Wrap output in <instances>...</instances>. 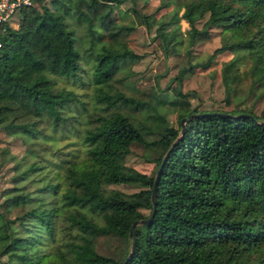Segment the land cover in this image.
<instances>
[{
	"label": "trees",
	"instance_id": "16d2710c",
	"mask_svg": "<svg viewBox=\"0 0 264 264\" xmlns=\"http://www.w3.org/2000/svg\"><path fill=\"white\" fill-rule=\"evenodd\" d=\"M49 2L22 6L17 26L5 21L0 32V128L24 144L12 163L13 192L0 199V264H122L130 249L125 264H264V104L259 113L183 107L181 84L195 63L159 88L167 91L146 97L113 84L141 56L126 40L135 17L163 25L154 36L165 57L182 47L187 53L209 26L220 27L213 53L244 50L220 67L227 95L234 94L243 57L251 73L264 75V0H160L157 8L172 7L158 17L138 0ZM166 106L178 112V126L168 123ZM182 117L154 215L130 237L132 221L152 208L155 172L124 157L133 143L164 145L158 167ZM100 235L122 238L121 252L98 251Z\"/></svg>",
	"mask_w": 264,
	"mask_h": 264
},
{
	"label": "rangeland",
	"instance_id": "374dc122",
	"mask_svg": "<svg viewBox=\"0 0 264 264\" xmlns=\"http://www.w3.org/2000/svg\"><path fill=\"white\" fill-rule=\"evenodd\" d=\"M138 6L142 11L153 12L154 16L169 10L172 6H158L160 0H138ZM35 4L40 6L44 4L51 6L49 0H33ZM129 5L125 1L118 7L124 9ZM117 8V9H118ZM116 9V10H117ZM116 15L118 11L115 12ZM133 15H127L124 21H129ZM19 15L16 12L10 19L9 24L17 26ZM134 26L127 32L126 40L128 45L141 56L138 60L130 65L133 73L127 77L123 76V72H119L113 84L122 89L126 93H133L138 96L146 97L153 90L160 91L164 88L171 76H173L178 68L182 65L195 63L193 70L189 72L182 81L181 89L186 92L185 96L179 99V104L183 107H194L198 109H219L229 110L236 107H248L254 113H259L264 104V94L260 92L264 90V75L258 72L251 73L250 57H243L238 64L239 80L234 82L232 86L236 87L234 94L227 95L225 86L221 78L220 67L222 61L229 59L233 55H240L244 50H223L213 53L215 47L221 43L220 27L209 26L208 36L195 42L186 53L185 47H182L178 53L170 54L165 57L163 55L158 38L154 36L157 28L163 26L157 23H150L146 26L142 22L136 21L134 17ZM204 21V17L196 21V26L200 27ZM181 29L184 31L188 27L185 19L180 21ZM213 53V55H211ZM129 68V67H128ZM129 70V69H128ZM88 90L90 85L83 84ZM228 97V98H227ZM167 112V121L173 126H178V112L172 107ZM68 138L63 137L58 142L65 144ZM165 149L164 145H157L152 149H145L142 145L131 144V151L128 152L124 161L126 164L147 173L154 174L157 168L159 154ZM24 144L21 140L0 128V199L12 194L13 184L10 177L12 172V163L23 152ZM110 187L119 188L125 192H131L139 189L136 184L130 183H112ZM144 213L147 209H142ZM124 241L120 237L113 235H100L96 240V248L98 251L110 255H117L121 252Z\"/></svg>",
	"mask_w": 264,
	"mask_h": 264
},
{
	"label": "water",
	"instance_id": "95a60500",
	"mask_svg": "<svg viewBox=\"0 0 264 264\" xmlns=\"http://www.w3.org/2000/svg\"><path fill=\"white\" fill-rule=\"evenodd\" d=\"M243 115H246V116H249L251 118H253V116L249 113H242ZM193 115H196V114H193ZM184 120H185V117H182L181 118V123H182V127H181V131H180V134L173 140V142L170 144V146L168 147V149L166 150L165 154L163 155V157L161 158V161L155 171V174H154V178H153V185H152V189H151V202H152V208L150 210V213L146 216V217H143V218H139V219H135L132 221L130 227H129V236L131 237L132 236V228L135 224L137 223H146V222H149L153 215H154V212H155V207H156V200H155V197H156V188H157V183H158V179H159V176H160V171H161V168H162V165L166 159V156L169 152V150L173 147V145L179 140V138L181 137V135L183 134L184 132ZM264 122V121H263ZM130 252H131V249L129 251V253L127 254V256L125 257V259L123 260V263L122 264H125L129 255H130Z\"/></svg>",
	"mask_w": 264,
	"mask_h": 264
},
{
	"label": "built area",
	"instance_id": "2783aa9c",
	"mask_svg": "<svg viewBox=\"0 0 264 264\" xmlns=\"http://www.w3.org/2000/svg\"><path fill=\"white\" fill-rule=\"evenodd\" d=\"M32 3L33 0H0V32L5 21H9L22 6ZM1 45L2 41L0 37V47Z\"/></svg>",
	"mask_w": 264,
	"mask_h": 264
}]
</instances>
